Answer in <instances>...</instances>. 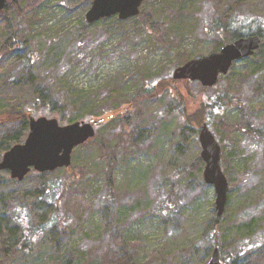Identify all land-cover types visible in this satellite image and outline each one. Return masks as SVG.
<instances>
[{
	"label": "rangeland",
	"instance_id": "obj_1",
	"mask_svg": "<svg viewBox=\"0 0 264 264\" xmlns=\"http://www.w3.org/2000/svg\"><path fill=\"white\" fill-rule=\"evenodd\" d=\"M16 1L20 11L11 5L0 17V162L10 135L18 130L17 123L2 121L12 112L32 110L47 88L45 104H74L73 119L86 115L85 122L97 120L106 107L122 116L113 126H96V133L110 138L116 148L115 185L109 188L106 183L96 145L78 148L72 165L86 178L67 195L63 218L69 223L62 218L61 230H43L34 254L20 250L9 264H65L71 257L75 264H115L112 260L122 256L128 264H207L215 240L224 264H264V206L260 210L256 204L264 196V145L249 151L243 143L244 155L232 157L233 144L224 128L238 120L240 109L231 108L223 125L210 127L221 146V167L229 183L226 211L218 218L215 189L202 183L205 163L196 164L202 152L200 129L184 126L169 92H155L154 98L146 95L132 104L143 89L164 78L173 80L177 67L220 51V39L205 33L214 20L225 23L236 8L262 18L264 0H144L141 13L164 26L166 43L149 34L139 16L118 22L115 18L110 27L88 24L91 42L97 39L88 57L81 54V28L93 0ZM13 36L22 48L3 53ZM25 57L32 58L36 83L17 73V60ZM229 75L220 81L222 91L240 93L261 127L264 46L261 55L237 62ZM173 81L172 91L189 90L199 97V82ZM124 132L129 136L121 140L118 135ZM232 138L236 143L244 140L241 132ZM61 170L47 177L61 176ZM41 186L33 173L15 182L10 172H0V248L19 240L20 234L15 239L10 234L17 202L28 204L36 224L49 223L54 209L42 201ZM258 218L261 223L253 222Z\"/></svg>",
	"mask_w": 264,
	"mask_h": 264
},
{
	"label": "trees",
	"instance_id": "obj_2",
	"mask_svg": "<svg viewBox=\"0 0 264 264\" xmlns=\"http://www.w3.org/2000/svg\"><path fill=\"white\" fill-rule=\"evenodd\" d=\"M11 5L15 7L16 11H20L16 0H9L5 10L0 13V17L6 13V10ZM34 5L36 4L33 3V6ZM233 11L234 13L232 14V16L227 17L225 23H222L219 20H214L210 24L211 26L206 30V35L209 38L213 37L220 39L219 42L221 47L224 46L222 42L227 39L228 41L233 42L243 37L257 35L262 39V44L259 51L256 52L255 55H261L262 48L264 46V17H256L251 13L245 14L242 12V8H236L233 9ZM115 18L117 20L116 22L120 21L117 17H113L111 19L99 21L94 25H98L102 22L106 24V26L110 27L112 26L110 21L114 20ZM137 19L143 20V25L145 26L147 32H149V34H152V36L157 41H159L160 43L165 42L164 38L161 35V30L164 28V26L161 23H157L155 21L153 23L152 15H145L141 13V15H139ZM83 24L84 26H82L81 30L85 32L86 27H89V25L86 21ZM96 40L97 39H95V41L92 43L88 33H85L84 36H81V44H83L81 46V54H84L85 57H88V50L91 48V46L94 45ZM27 42L30 41L28 40L26 41V43ZM22 46V43L17 41L13 36L7 40L2 51L3 53L10 54L13 50H20ZM252 58L249 59L252 60ZM31 61L32 58L29 57H25L23 59L20 58L19 60H17V73L26 82L30 80L36 83L37 80L31 74ZM229 74L221 77L220 81L222 79L229 78ZM169 78L170 77L157 81L154 87L151 86V88H145L142 90V93H137L132 99L133 106L138 104L140 101L145 100L144 98H147L146 95H151L150 98L152 99L154 98L153 96L155 92H169L176 100V108L174 109L175 113H178L180 115L185 127L193 130H199L203 124H207L209 127L215 126L217 124H222L225 113L228 110H230L231 108L240 109L241 116L238 118V120L232 124L228 123V125L224 126L225 131L230 134L229 142L233 144V149L231 151L232 157L239 158L241 155H244V150L241 149L244 148L243 143H247V148H249V151L253 150V148H255L256 146L264 145V125L259 127L253 122V116L249 115L251 109L247 104L244 105V99L240 93L235 94L231 91H222L219 81L218 85L214 87L213 90L202 87V90L200 91V95L198 97L194 96L189 90L186 91V93H182L178 88L172 91V83L174 81ZM187 84L190 85V82H187ZM37 86H39L40 88L41 84L37 83ZM210 90L212 91L211 93L208 92ZM48 92V88L41 92L40 97L38 98L32 110L12 112L6 118H4V120L2 121L3 123L13 122L18 124V130L13 135H10V140L8 141L11 143H7L6 151L17 144L24 142L29 131V118L38 117L36 116V114H41V116L46 117L52 116L54 118H58L62 123L83 121L86 117H88L86 115H81L80 117H76L73 119V117L71 116V112L73 111V106H75L74 104L71 105L70 103L66 102L58 104V102H56L55 100H50L46 105L44 99L47 96ZM53 109L55 110V112L51 113ZM92 115L94 116V113H92ZM121 116V112H119L114 107H106L103 110H100V113L95 116V119H104L103 122L99 125L108 124L110 126H113L115 124V120L120 118ZM236 132H241L244 137V140L239 143H236L234 141L235 139L232 138V135ZM118 136L121 137V140H123V137L129 135L124 132L122 135ZM91 144H95L97 147V150L99 152V159L105 164V168L102 170V174L106 179L108 187L112 188L115 185V169L118 164V155L116 152V148L114 145H111L112 143L110 138L105 139L98 134L96 135V138L94 140L88 142L84 146H88ZM203 163L204 162L202 161L201 157H199L196 164H198V166H201L203 165ZM31 173L34 174L36 179L40 180V183L42 184V201L54 209V215L51 217L48 224H36L33 220L31 211L29 210L28 204L17 202L18 207H16L12 213L14 222L13 227L10 229V234L11 238L14 237V239L19 234L20 237L17 242H14L15 246L11 247L7 244H4L0 248V264H9L14 255L20 250L30 254H34L37 246V239L43 230L44 232L48 229L54 228L61 230L62 226L64 225L62 221L64 219L63 213L65 205L67 203V195L71 190H75L76 188L80 187V182L86 178V174L83 172V170L80 168H76L73 165L67 169H64V173L58 177H47L48 174H53L55 172L37 173L33 171ZM244 176H247V174H245ZM259 198L260 201H256V204L257 209L261 210V207L264 206V196ZM65 221L69 223L70 219L65 218L64 222ZM254 221L261 223V219L259 218L253 220V222ZM219 223L220 220L216 219V227ZM251 224L252 223H250L248 228H251ZM242 226L243 225H241V227ZM215 238H217V236ZM218 245L219 242L217 240H215L214 244H212V246H214L215 248H217ZM112 261L115 264H128L127 262H129V259L127 258V256H122L120 258H114ZM65 264H75V259L71 257L70 259L66 260Z\"/></svg>",
	"mask_w": 264,
	"mask_h": 264
},
{
	"label": "water",
	"instance_id": "obj_3",
	"mask_svg": "<svg viewBox=\"0 0 264 264\" xmlns=\"http://www.w3.org/2000/svg\"><path fill=\"white\" fill-rule=\"evenodd\" d=\"M9 0H0V13ZM144 0H93L86 13L88 24L117 17L121 21L136 18L141 13ZM262 39L250 35L224 45L219 52L193 59L174 69L172 79L186 83L199 82L203 87L214 88L222 76L229 74L233 65L253 57L261 47ZM104 119L90 122L77 121L62 126L58 119L30 117L29 133L24 143L17 144L4 153L0 172H10L13 180L22 182L33 170L37 173H53L69 168L75 148L85 144L96 135V126ZM202 148L201 159L205 163L203 177L213 184L216 194L217 217L226 211L229 183L221 167L222 149L207 124L199 131ZM207 264H224L218 248Z\"/></svg>",
	"mask_w": 264,
	"mask_h": 264
},
{
	"label": "bare ground",
	"instance_id": "obj_4",
	"mask_svg": "<svg viewBox=\"0 0 264 264\" xmlns=\"http://www.w3.org/2000/svg\"><path fill=\"white\" fill-rule=\"evenodd\" d=\"M89 25H93V24H89ZM85 33H87V31H85V32H83L82 31V35L81 36H84V34ZM259 51V50H258ZM258 51H256V52H258ZM250 58H252V57H250ZM247 59H249V58H247ZM247 59H244V60H247ZM243 61V60H242ZM236 64V63H235ZM234 64V65H235ZM190 82V81H189ZM203 87V86H202ZM204 88H206V87H204ZM208 89H213V88H208ZM204 125V124H203ZM202 125V126H203ZM209 127V126H208ZM201 129V128H200ZM209 129H210V127H209ZM211 131V130H210ZM96 135H97V133H96ZM96 135H95V137L93 138V139H90L88 142H90V141H92V140H94L95 138H96ZM88 142H86L85 144H87ZM85 144H83V145H81V146H79V147H77V148H75V150H74V152L78 149V148H81V147H83ZM71 166H72V164H71ZM228 181V180H227ZM202 183H204L205 185H208V186H211V187H215L213 184H209V183H207L206 181H205V178L203 177V180H202ZM229 185V184H228ZM215 189V188H214ZM228 193H229V191H228ZM215 210H216V204H215Z\"/></svg>",
	"mask_w": 264,
	"mask_h": 264
}]
</instances>
